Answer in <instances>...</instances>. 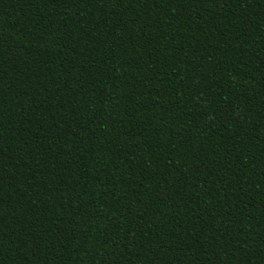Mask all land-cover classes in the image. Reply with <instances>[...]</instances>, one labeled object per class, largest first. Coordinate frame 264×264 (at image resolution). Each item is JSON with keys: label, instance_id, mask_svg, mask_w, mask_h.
I'll list each match as a JSON object with an SVG mask.
<instances>
[{"label": "trees", "instance_id": "16d2710c", "mask_svg": "<svg viewBox=\"0 0 264 264\" xmlns=\"http://www.w3.org/2000/svg\"><path fill=\"white\" fill-rule=\"evenodd\" d=\"M0 264H264V0H0Z\"/></svg>", "mask_w": 264, "mask_h": 264}]
</instances>
